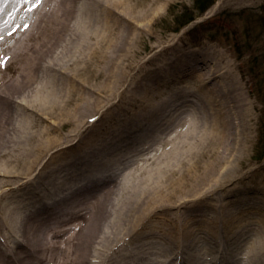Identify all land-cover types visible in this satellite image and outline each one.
Returning a JSON list of instances; mask_svg holds the SVG:
<instances>
[{
  "label": "bare ground",
  "instance_id": "1",
  "mask_svg": "<svg viewBox=\"0 0 264 264\" xmlns=\"http://www.w3.org/2000/svg\"><path fill=\"white\" fill-rule=\"evenodd\" d=\"M159 1L160 4H166L169 0L0 1V20H4L3 25H0V46L2 47L0 54L3 57L0 65L9 67L13 58L20 56L19 52L23 51L24 46H31L29 36L35 37L40 33H48L45 40L48 45L34 50L31 58L26 62L23 60L18 72L19 78H12L8 84H3L7 86L1 89L4 93L0 95L1 99L10 104L18 103L17 94L32 98L28 88L33 82V74L36 75L35 72L40 67L39 60L44 55L51 56L50 48L54 46L57 48L63 44L65 53L76 58V61L93 59L108 63L109 59L110 62H116L114 58H109V55L103 54L101 50L105 43L109 45L113 41L104 37V42H101L103 39L99 38L90 43L91 28L89 26L95 25L104 33H114L118 39L112 44L119 50V45L133 37L136 30L146 29L145 21L142 22V20L156 15L159 10L157 7L150 8L151 5H148V8L138 11L136 5L143 6L144 2L152 4ZM125 10L130 13L127 15ZM29 14L32 16L25 23V17ZM15 30L25 33L27 37L24 39L16 36ZM121 32L124 33L118 37ZM12 48L17 51L10 52L11 56H7ZM181 48L185 52L175 48L174 53L163 55L168 48L159 49L158 47V51L155 50L153 53V55L160 54L153 57L157 64L154 68H145L150 58L141 62L137 70L144 72L142 73L144 76L138 75L135 78V83L138 80L141 81L136 86L137 89H129L133 84L130 85L125 95L118 96L107 115L93 121L88 131L84 130V134L69 131L57 139L56 136L45 137L49 134V130L37 129L34 130L35 134L25 133L27 136L25 135L22 140L23 147L20 146L25 152L22 163L24 174H0V243L8 245V239L11 236L25 244H23L24 248L27 247L30 252L17 253L15 257L20 264H42V257H39V254L41 250L48 249L57 250L67 264H199V257L195 258L190 250L197 248L200 228L198 229L197 224L191 220L193 216L189 212L195 210L194 215L200 213L203 217L211 218L214 221V224L210 225L213 231L229 232V229L232 231L237 229V222L241 220V217L237 216L238 221L235 222L234 216L230 219L227 215L231 211L229 209L226 211V208H229L226 198L233 192L236 181L216 192V197L219 198L216 201L212 198L214 206H206L203 203L198 206L193 203L179 206L183 202L190 201L191 197L211 193L210 189L221 184L204 187L206 185L204 179L207 175L203 173L194 177V182H198L197 185H199L197 189L193 188L192 191L185 193H192L194 196H182L177 201L180 202L177 206L170 205L174 204L173 202L151 205L144 214L138 213L144 209L138 206L145 205L146 199L150 202L156 194H147L148 197L145 199L147 196L145 195L144 200L138 196L133 205L120 210L110 207L108 203V195L111 192L109 187L114 188L115 184L110 185L101 196L94 194L96 192H85L81 197L65 199L64 193L67 191L64 192V190L80 185L77 181L81 173L92 172L93 186L100 187L107 180L108 174L117 172V158L102 157L101 154L106 145L113 144L115 140L118 141V136L122 133L130 136L134 131H138L135 135L139 137L133 136L135 140H139L138 143L145 141L146 138H142L141 135L147 134L149 141H145L143 145L144 147L145 144L147 145L146 149H159L157 157L154 158L152 169L154 173L150 174L153 178L174 164L179 166L184 159L196 161L200 155L209 158L207 160L208 174L225 175L234 172L232 178L236 176L238 170L234 162L242 157L246 148L245 140L243 142L239 138L241 131L242 137L243 135L245 137L249 114L240 113L238 110L240 105L233 106L235 110L229 103L227 106L223 104L218 107L216 99L210 96L213 93L205 86L204 77L206 76L203 73L197 75V81L193 85L196 88L197 98L200 99L201 105H204L203 113L201 114L200 111L195 113L189 119L188 126H181L174 133L166 130L161 136L159 129L165 124L168 126L169 106L174 96H172L173 93H169V95L151 99L150 93L156 88L154 85L156 79L160 82L169 81L171 84L169 91H174L178 95L183 93V87L189 86V82L185 79L180 81V78L183 69L188 70L195 64V60L194 56H188L191 53L186 51L190 50L189 46ZM78 50L82 51L81 56L76 55ZM52 55L60 61L58 52ZM157 69L160 75L158 71H155ZM210 69H214V66L212 65ZM217 71L218 69L215 73L212 72V76L218 75ZM188 74L189 72L185 73L184 77ZM69 79L70 84L73 85L75 79L72 76ZM0 80L3 78L0 77ZM215 91L226 96L229 93L222 89L221 84L215 87ZM12 118V110L6 103L4 105L0 103V146L5 144L8 146L14 141V137L20 139L19 135L14 137L11 135V130L21 131L22 128L13 127ZM95 127L100 129L95 131ZM200 130H203V134L197 140ZM196 140L197 143H195ZM156 144L160 146H155ZM210 144L212 148L207 149ZM218 159L223 160L218 162ZM204 173L207 174L205 171ZM248 177L238 181L249 179ZM142 183L145 182L142 181ZM21 190L26 192V195L22 196ZM139 191L141 190L137 189L135 192L140 193ZM157 192L156 190L155 193ZM164 192L168 196L171 195L170 189L166 186L159 189V194ZM250 193L257 197V192L250 191ZM235 197L238 201L242 200L240 194ZM168 206L177 208L176 210L167 209ZM262 206L264 207V204ZM250 207L247 206L244 211L246 212ZM257 211L260 213V224L264 226V211L262 209ZM245 212L241 213L242 217L253 212V209ZM170 213H174V219L169 218ZM114 215H122V218H113ZM166 218L167 221L162 220ZM194 220L196 221V218ZM114 230H117L116 234L113 233ZM208 230L211 231V228ZM241 233L239 238H244V233ZM256 239V243L263 245L264 248V229L259 230ZM155 244H159V247L154 249ZM117 245L118 247L113 251ZM239 257V253H235L230 261H227L228 263L223 264H237ZM2 261L3 257H0V264ZM210 262L219 264L216 257Z\"/></svg>",
  "mask_w": 264,
  "mask_h": 264
},
{
  "label": "rangeland",
  "instance_id": "2",
  "mask_svg": "<svg viewBox=\"0 0 264 264\" xmlns=\"http://www.w3.org/2000/svg\"><path fill=\"white\" fill-rule=\"evenodd\" d=\"M194 2L195 0H169L166 4H160V1L152 4L144 2L143 6L137 4L136 9L138 11L145 7L148 8V5H151L150 8L157 7L159 10L156 15L148 16L147 19L142 20V22L145 21L144 27L146 29L136 30L133 37L119 45V50L117 46L113 47L112 44L118 39L114 33H104V31H99L95 25L92 24L93 27L90 25V43L99 38H102L103 41L101 42H104V37L111 39L113 42L109 45L105 43L101 50L103 54L109 55L111 59L114 58L116 62H110L109 59L108 63L93 59L76 61V58L65 53L63 44L57 48L51 47V56L39 57L41 58L38 63L40 67L35 72L36 75L33 74V82L28 88L32 98L17 94L18 103L9 104L0 97L2 100L0 103L3 105L6 103L13 112L12 126L22 127L21 131H10L13 137L19 135L20 139L14 137V141L8 146L6 144L0 146V174H24L22 163L25 152L20 146H22L26 132L35 134L34 130L37 129L49 130V134H46L45 137L56 136L57 139L69 131H78V133L84 134V130L87 129L88 131L93 121L100 120L103 115H107L106 113L112 109L118 96L125 95L126 89L130 85L133 84L129 89H137L136 86L141 81L138 80L135 83V78L138 75L144 76L142 74L144 72H139L137 67L141 62L150 58L145 68H154L157 64L153 57L160 54L153 55V53L155 50L158 51V47L159 49L168 48L163 54L167 55L170 52L174 53L175 48L185 52L181 47L189 46L190 50L186 51H191L188 56H194L195 64L188 70L183 69L180 81L185 79L189 82V86L183 87V93L178 95L174 91H169L171 89L169 81L160 82L158 79L154 81L156 88L150 93L152 94L151 99H155L156 96L160 98L163 95H169V93H173L172 96H174L169 106L168 117L170 120L168 126L165 124L159 131H161V136L166 130L174 133L181 126H188L189 119L195 113L199 111L201 114L203 113L204 105H201L200 99L197 98L196 88L193 86L197 81V75L203 73L206 76L204 77L205 86L213 93L210 96L216 99L215 102L218 107L223 106V104L227 106L228 103L232 107L240 105L238 108L240 113L247 112L249 114L245 137L244 135L242 137L241 131L239 138L240 141L244 142L245 140L244 146L246 148H244L242 157L234 162L236 170H238L236 176L232 178L234 172L225 175L208 174L209 162L207 160L209 158L200 155L196 161L184 159L179 166L174 164L153 178L150 174L154 173L152 172L154 158L157 157V150L159 149H146L147 145L145 144V147L143 145L145 141H149L146 137L147 134L141 135L142 138L146 139L142 143H138L139 140L133 138V136L139 137V135H135V132L138 131H134L130 136L122 133L118 136V141L115 140L113 144L106 145V152L104 150L101 154L102 157L117 158V172L108 174L107 180L100 187L93 186L94 174L92 172L81 173L77 181L80 185L64 190V192L67 191L64 193L65 199L81 197L85 192H96L94 194L101 196L111 188L108 195L109 206L125 210L135 203L134 200L138 196L144 200L145 195L156 194L150 202L146 199L147 195L145 199L148 203L145 202V205L138 206L144 207L138 212L144 214L151 208V205L173 202L174 204L170 205L177 206L180 203L177 201L182 196H194L192 193H185L192 191L193 188L197 189L196 187L199 186L197 185L198 182H194V177L197 174L207 175L204 179L206 184L204 187L206 188L214 184H221L210 189L209 192L211 193L191 197L190 201L183 202L179 206L192 203L197 206L200 203L206 204V206H214L213 199L215 198L216 201L219 198L216 197V192L236 181L233 185V192L226 198L229 206L226 211L228 209L231 211L227 215L230 219L234 216L235 222L238 221L237 216L241 217V220L237 222V229L234 231L229 229V232L213 231L210 225H213L214 221L209 217H203L200 213V215H194L196 211L192 210L189 212L193 216L191 220L197 224L198 229L200 228L198 232L200 235L198 234L197 237V248L190 250V252L194 253L192 255L195 258L199 257V264H212L210 261L214 260V257L219 264H223L228 260L230 261L235 253H239L240 256L237 264H264L263 245L256 243L257 233L264 229V226L260 224V213L257 211L258 209L264 211L262 206L264 204V154L258 160L256 159L257 149L264 148V0H214L203 13L197 16L195 15L198 10L194 8ZM125 11L127 12V10ZM188 12L194 13V18L180 27L183 18L177 20L175 17H180L181 13L186 14ZM129 13L130 11L127 12V15ZM28 16L25 17V23L32 14ZM3 23L4 20H0V25ZM122 33L124 32L119 33L118 37ZM47 34L40 33L35 37L29 36L31 46H24L23 51L19 52L20 56L13 58L9 67L5 68L0 65L2 66L0 67V77L3 78L0 80V95L4 94L1 89L7 86L3 84H8L12 78H19L18 72L23 60L26 62L31 58V53L34 50L48 45L45 43ZM15 35L24 39L27 37L25 33L20 31H16ZM0 48L2 47L0 46ZM14 51L17 50L12 48L8 51L7 56H11ZM56 52L59 53L60 61L52 55ZM76 55L81 56L82 51H76ZM2 60L3 57L0 54V62ZM212 65L214 69H210ZM217 69L218 75L212 76V72L215 73ZM155 71H158L160 75L159 69ZM187 72L189 74L184 77ZM70 76L75 79L73 85L70 84ZM219 84L224 91L229 92L227 96L215 91V87ZM233 109L235 110L234 107ZM95 129L98 131L100 127H95ZM146 129L152 130L149 127ZM202 134L203 130H200L197 134V140ZM155 146H160V144ZM208 147L207 149H210L212 145L210 144ZM262 153H264V149ZM150 156L151 158L148 159ZM222 160L218 159L217 161L222 162ZM247 176L249 179L238 181ZM112 184H115L114 188L110 186ZM144 185L146 186L144 187ZM248 185L251 186L248 187ZM164 186L170 189V196L166 195V192L159 194V189L164 188ZM137 189L141 190L140 193L135 192ZM156 190L157 193H155ZM250 191L257 192V197L252 195ZM20 192L22 196L26 195V192L22 190ZM239 194L242 197L241 201L235 197ZM247 206L251 207L246 212L251 209L253 212L242 217L241 213L245 212L244 209H247ZM168 208L176 210L177 207L168 206ZM222 209L225 213L224 206ZM215 216L220 217V215ZM112 217L122 218V215ZM169 218L174 219V213H170ZM162 220L167 221V218ZM210 228L211 231L208 230ZM116 232L117 230H114L113 233L116 234ZM241 232L244 233V238H239ZM8 240L10 241V243L8 241V245L0 243V257H3L1 264H20L15 257L17 253L26 254L30 250L27 247L24 248L25 244L23 243V245L21 240L17 241L11 236ZM254 246L258 247L255 248ZM117 247L118 245L113 248V251ZM158 247L159 244H155L154 249ZM57 252L53 249L41 250L39 257H42V264H67Z\"/></svg>",
  "mask_w": 264,
  "mask_h": 264
},
{
  "label": "trees",
  "instance_id": "3",
  "mask_svg": "<svg viewBox=\"0 0 264 264\" xmlns=\"http://www.w3.org/2000/svg\"><path fill=\"white\" fill-rule=\"evenodd\" d=\"M213 1L214 0H195L194 8L196 10H198L197 14L195 16L201 14L204 10H206L207 7L209 6V4H211ZM193 15H194V13H190V12H188L186 14L185 13H181L180 17H175V19L180 20V19L183 18L182 19V23L180 24V27H181L182 25H184L187 22H189L190 20H192L194 18ZM259 143H260V140H259ZM263 149H264L263 147H260V148L257 149L258 153L256 154L257 155L256 159H258L259 157H261L264 154V153H262Z\"/></svg>",
  "mask_w": 264,
  "mask_h": 264
}]
</instances>
